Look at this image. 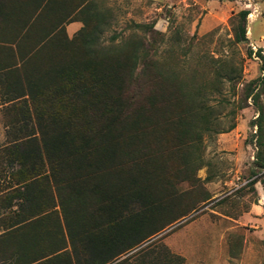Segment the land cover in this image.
Returning <instances> with one entry per match:
<instances>
[{"label":"trees","instance_id":"trees-1","mask_svg":"<svg viewBox=\"0 0 264 264\" xmlns=\"http://www.w3.org/2000/svg\"><path fill=\"white\" fill-rule=\"evenodd\" d=\"M248 13L232 22L235 44L247 39ZM112 20L104 0H0V264H111L210 198L212 174L197 176L208 166L203 138L235 123L224 126L208 97L240 74L223 58L183 70L136 32L105 42ZM255 53L263 74L228 112L248 98L257 106L254 176L264 170V55ZM257 181L264 193V173L248 183ZM135 255L183 263L159 239Z\"/></svg>","mask_w":264,"mask_h":264},{"label":"rangeland","instance_id":"rangeland-1","mask_svg":"<svg viewBox=\"0 0 264 264\" xmlns=\"http://www.w3.org/2000/svg\"><path fill=\"white\" fill-rule=\"evenodd\" d=\"M112 10L111 27L103 34L105 42L117 34L132 32L153 42L162 60L176 59L186 70L201 59L229 60L240 81L234 88L225 82L220 93L209 95V103L220 109L224 126L231 119L235 127L203 138L204 158L208 166L197 171L210 198L201 202L185 218L165 228L152 239L122 255L111 264H142L135 252L150 241L159 239L171 252L183 258L182 264H264V193L260 181L264 170H254L255 147L251 135L255 127L250 120L257 106L248 98L247 105L233 117L228 115L231 103L243 95V86L263 74L256 51L264 55V0H104ZM247 9L245 41L232 42V22L237 13ZM80 25H66L69 36ZM152 24L146 33L134 24ZM251 51L249 55L248 52ZM225 99L226 101H222ZM264 109V91L259 96ZM0 103V146L5 142V126ZM245 181L235 188L236 178ZM1 183V178H0ZM141 259V260H140Z\"/></svg>","mask_w":264,"mask_h":264},{"label":"built area","instance_id":"built-area-1","mask_svg":"<svg viewBox=\"0 0 264 264\" xmlns=\"http://www.w3.org/2000/svg\"><path fill=\"white\" fill-rule=\"evenodd\" d=\"M240 180H241V178L238 176V177L236 178V182H237L238 184H235V188H238V187H240V186L242 185V183H245L244 180H242L243 182H240Z\"/></svg>","mask_w":264,"mask_h":264},{"label":"crops","instance_id":"crops-1","mask_svg":"<svg viewBox=\"0 0 264 264\" xmlns=\"http://www.w3.org/2000/svg\"><path fill=\"white\" fill-rule=\"evenodd\" d=\"M78 25H80V24L78 23V21H74V22H71V23H70V26H71L72 28H76Z\"/></svg>","mask_w":264,"mask_h":264}]
</instances>
